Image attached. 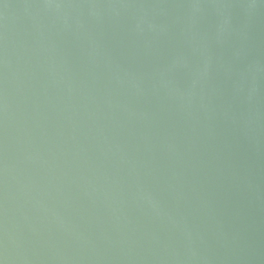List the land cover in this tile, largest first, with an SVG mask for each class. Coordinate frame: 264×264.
<instances>
[{
    "label": "water",
    "instance_id": "1",
    "mask_svg": "<svg viewBox=\"0 0 264 264\" xmlns=\"http://www.w3.org/2000/svg\"><path fill=\"white\" fill-rule=\"evenodd\" d=\"M48 2L0 0V264H264V0Z\"/></svg>",
    "mask_w": 264,
    "mask_h": 264
},
{
    "label": "clouds",
    "instance_id": "2",
    "mask_svg": "<svg viewBox=\"0 0 264 264\" xmlns=\"http://www.w3.org/2000/svg\"><path fill=\"white\" fill-rule=\"evenodd\" d=\"M52 7L51 0L45 4ZM56 8H88L90 15L96 20H102L104 14L114 20H127L129 30L134 37L150 35L152 39H160L166 36L172 22L169 19V7L161 0H86V3L58 2ZM203 0H190L184 8L202 10Z\"/></svg>",
    "mask_w": 264,
    "mask_h": 264
}]
</instances>
